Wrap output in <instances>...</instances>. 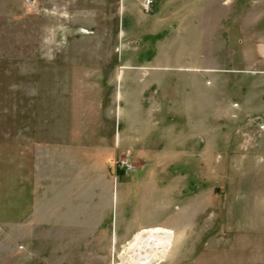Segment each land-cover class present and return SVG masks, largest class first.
Wrapping results in <instances>:
<instances>
[{"label": "rangeland", "instance_id": "1", "mask_svg": "<svg viewBox=\"0 0 264 264\" xmlns=\"http://www.w3.org/2000/svg\"><path fill=\"white\" fill-rule=\"evenodd\" d=\"M142 1L0 0L8 144L0 264H145L130 248L139 233L167 242L149 264H207L228 168L239 170L229 155L264 152L256 146L264 145V0H181L154 14ZM105 125L109 187L89 172ZM31 131L40 145L38 218L26 179ZM62 131L72 158L95 160L86 189L72 159L68 182L48 198L47 143ZM115 233L129 237L114 243ZM141 243L142 254L151 244Z\"/></svg>", "mask_w": 264, "mask_h": 264}, {"label": "crops", "instance_id": "2", "mask_svg": "<svg viewBox=\"0 0 264 264\" xmlns=\"http://www.w3.org/2000/svg\"><path fill=\"white\" fill-rule=\"evenodd\" d=\"M151 1V13L154 12L157 6L161 9L164 7L165 9L171 5H180L179 3L181 2V0ZM115 4H117V1H115ZM142 4L143 1L141 2V6ZM116 6L118 9V4ZM101 18L102 17H100V20ZM146 92L147 91L142 94V99L147 97L145 95ZM106 110L108 112V108ZM105 117L108 116L105 114ZM106 127L105 125V128L100 129V149L102 150V154H100V163L96 164L97 161L94 162L95 159H89L88 161L94 162L92 166L89 165V172H93V175H90V179L96 180V173L102 175L100 181L105 187H109V176H113V171L109 172L107 168L108 164L111 162L112 138H110V130ZM5 131L3 127H0V224H6L7 222L4 221H8L5 217L8 207L6 176L8 144ZM63 133L65 134L66 132L62 131V136L59 138V141L57 139V144L52 142L51 138H49V142L47 143L46 188L48 198H50L51 195H53L52 198H54L56 192L63 188L68 182L72 164L70 160L72 159L75 161V164L77 162L79 165L77 168H72L73 173H76L78 180H80V184H83L85 189L87 186V155L85 154L83 159L81 155H79L78 158H72L70 154L71 147L65 142ZM26 141L28 142L26 143L24 152H26L27 163H29V174L26 179H29L28 183L30 184V191L28 193L30 197V213L32 216H35V218H38V193L40 186V145L38 142V134L31 131L30 137H27ZM256 146H258V148L260 147V149L264 148V145L261 144ZM21 147L22 143H19L18 149L17 144L14 149L15 173L18 174L19 172V175H21L22 169L20 157L23 155V152L21 151ZM259 151L254 150V152L244 155H242V153L238 155H229L228 165H235L236 162L234 159L236 161L238 160L239 170L236 172L233 167H230V169L228 168L226 184L223 191L220 227H218V231L215 232L213 237L207 242V264H264V152ZM10 155L11 154H9V156ZM18 162L19 167H17ZM19 182L22 183L20 179ZM22 185L23 184H21L20 188ZM50 203L51 201L49 199L47 201V213L54 215L55 209L53 206L49 209ZM120 237L124 236L115 233L114 243L119 242ZM128 237L125 236L124 238Z\"/></svg>", "mask_w": 264, "mask_h": 264}, {"label": "bare ground", "instance_id": "3", "mask_svg": "<svg viewBox=\"0 0 264 264\" xmlns=\"http://www.w3.org/2000/svg\"><path fill=\"white\" fill-rule=\"evenodd\" d=\"M134 241H135V244L133 242V244H131L132 246L130 248L132 249V252H135V254H136L135 259L141 260V261L144 260L146 262L145 264L151 263L152 260H154V262H156L158 260V256H157V251H155V249L159 248V251L161 249L164 250L166 243H167L165 238L161 237L158 234H144V233H139L138 235H136ZM136 243H139L138 245H140V243L141 244L145 243V245H147V246L151 244L150 245L151 247H149L148 250H145L144 253L141 254L142 250H141V252H137L134 249V247H135L134 245H136ZM149 253L151 254V257L148 255Z\"/></svg>", "mask_w": 264, "mask_h": 264}, {"label": "built area", "instance_id": "4", "mask_svg": "<svg viewBox=\"0 0 264 264\" xmlns=\"http://www.w3.org/2000/svg\"><path fill=\"white\" fill-rule=\"evenodd\" d=\"M36 0H26V2L27 3H34ZM151 3H152V1L151 0H143V4H142V8H143V11L144 12H149L150 11V7H151ZM118 164H120L121 166L120 167H123V168H125L126 169V171H128V170H131V165H129L128 163H127V161H120V163H118Z\"/></svg>", "mask_w": 264, "mask_h": 264}]
</instances>
